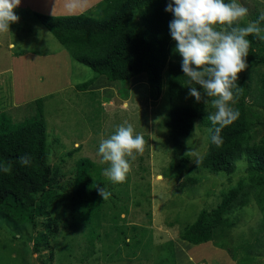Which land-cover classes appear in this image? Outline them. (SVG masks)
<instances>
[{"label":"rangeland","instance_id":"rangeland-1","mask_svg":"<svg viewBox=\"0 0 264 264\" xmlns=\"http://www.w3.org/2000/svg\"><path fill=\"white\" fill-rule=\"evenodd\" d=\"M52 2H58V9L63 10L74 5L77 10H72L73 15L85 12L75 0ZM237 2L248 9L245 23L264 14V0ZM34 13L21 1L15 9L18 21L10 25V31L0 33V106L10 105L0 107V116L22 123L36 115L37 100H42L49 163L59 171V194L52 199V212L36 217L33 223L17 224L0 213V264H231V254L246 259V264H264V213L254 193L248 205L230 216L238 225L229 233L228 251L210 245L186 246L180 239L181 231L194 223L201 211L216 207L224 194L241 182L249 185L245 159L237 162L231 175L214 174L199 166L208 152L211 128L201 122H197L190 142L174 152L167 127L169 81L181 73L182 57L174 50L164 73L163 93L156 101L149 98L146 74L137 76L141 79L137 84L129 83L128 95L119 83L106 77L103 85L98 80L102 76L87 91H79L77 86L94 78L95 72L74 60ZM259 26L264 35V24L259 22ZM256 70L246 69L238 79L250 84L246 101L254 123L252 143L264 137V100L256 90L264 64ZM181 84L187 87L183 103L196 102L189 95L188 87L193 85L185 74ZM197 88L203 95V89ZM7 94L9 100L2 101ZM204 99L208 100L207 113H214V98ZM125 121L143 135L145 146L131 162L127 178L113 183L103 175L109 165L103 162L98 147L102 138ZM185 156L189 157L188 169L178 178ZM81 159L96 164L95 175L106 179L104 185L110 193L106 210L94 217L80 215L73 202ZM49 219L54 222L51 229L47 228ZM250 248L254 254L248 257Z\"/></svg>","mask_w":264,"mask_h":264},{"label":"trees","instance_id":"trees-1","mask_svg":"<svg viewBox=\"0 0 264 264\" xmlns=\"http://www.w3.org/2000/svg\"><path fill=\"white\" fill-rule=\"evenodd\" d=\"M169 2L103 0L78 15L34 14L74 60L95 72L94 78L77 86L79 91H87L98 77L105 76L109 81L119 83L128 95L130 81L146 74L149 98L156 101L163 93L164 73L176 45L169 29L174 16L165 10ZM259 22L264 24V21ZM247 39L250 41L247 70L256 73V68L264 64V35L251 34ZM183 80L181 70L173 81H169L171 107L167 127L175 153L184 148L197 122L212 127L203 100L183 103L187 92V87L181 84ZM237 83L243 87V93L233 106L239 110V118L222 129L220 145L213 144L210 139L208 152L199 166L214 174L231 175L237 169V162L245 159L249 185L241 182L224 194L216 207L201 211L194 223L184 227L180 239L194 247L212 245L228 251L229 233L238 225L230 216L248 205L253 193L264 213V137L252 143L254 123L250 120L246 101L250 84L244 78ZM256 86L259 98L264 100V74L258 77ZM37 105L36 115L22 123L14 124L5 114L0 116V165H11L8 173L0 171V213L17 224L33 223L36 217L49 215L54 206L53 198L59 194L56 191L59 171L49 163L42 100H37ZM25 154L32 158L29 166L19 163V158ZM183 160L185 164L180 168L178 178L188 169L189 157L185 156ZM95 167L89 159H81L77 164L73 202L83 216L94 217L100 210H106L105 203L108 202L98 191L103 187L107 189L104 185L107 181L95 175ZM53 224L49 219L47 228L51 229ZM56 228V225L52 228L53 232ZM261 246L264 249V243ZM253 254L251 248L246 251L248 257ZM231 256L237 264L247 263L235 254Z\"/></svg>","mask_w":264,"mask_h":264},{"label":"clouds","instance_id":"clouds-1","mask_svg":"<svg viewBox=\"0 0 264 264\" xmlns=\"http://www.w3.org/2000/svg\"><path fill=\"white\" fill-rule=\"evenodd\" d=\"M20 3L21 0H0V33L10 31V25L18 21L15 9ZM165 10L174 16L169 23L170 35L176 42L175 52L182 57V71L193 85L188 87L189 95L197 102L204 97L214 98L211 103L216 111L207 116L212 124L208 132L211 142L220 145L222 129L239 118V110L232 105L243 93L237 81L248 67L247 37L262 31L259 21H264V14L257 21L245 23L248 9L237 0H170ZM197 86L203 89V95ZM204 103L208 100L204 99ZM144 146L143 135L136 133L131 123L118 125L113 134L99 142L98 153L109 165L103 175L113 183L123 182L131 171V162ZM31 162L27 154L19 158L23 166ZM10 170L11 165H0V171ZM98 191L103 200L109 198L106 188Z\"/></svg>","mask_w":264,"mask_h":264},{"label":"crops","instance_id":"crops-1","mask_svg":"<svg viewBox=\"0 0 264 264\" xmlns=\"http://www.w3.org/2000/svg\"><path fill=\"white\" fill-rule=\"evenodd\" d=\"M21 1L24 3V5L26 7H28L33 12H36V13H39V14L48 15V16H68V15H73L71 13L72 10L73 11L77 10V8L74 5L66 7L64 10L63 9H58V2H52V0H21ZM75 1H77L81 5V7H80L81 10L87 12L90 8H92L93 6L97 5L99 2H101L103 0H75ZM85 12H83V13H85ZM10 47H13V44H11ZM103 77H105V76H102L98 80H102L100 82L103 83V85H106L105 84V80L106 79H104ZM140 80L141 79H137V77H136V78H133L130 81V83H132V82L133 83H136V82L138 83V82H140ZM94 84H95V82H94ZM131 88H132V86H131ZM7 99L9 100V95L8 94L6 95V97H2L1 100L5 101ZM9 106L10 105L0 106V107H2L4 109V108H8ZM183 243H185L186 246L194 247V246L190 245L188 242L183 241ZM203 246L204 245H201V246H198V247H203ZM210 246H212V245H210ZM215 249L217 250V248H215ZM218 251L222 252L223 250L218 249ZM229 261H230L231 264H235L233 262V259L229 258Z\"/></svg>","mask_w":264,"mask_h":264}]
</instances>
